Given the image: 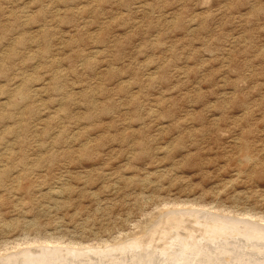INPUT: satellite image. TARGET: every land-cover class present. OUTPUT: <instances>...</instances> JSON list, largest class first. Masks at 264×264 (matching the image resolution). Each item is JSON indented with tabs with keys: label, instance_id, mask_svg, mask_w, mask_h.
Listing matches in <instances>:
<instances>
[{
	"label": "rangeland",
	"instance_id": "1",
	"mask_svg": "<svg viewBox=\"0 0 264 264\" xmlns=\"http://www.w3.org/2000/svg\"><path fill=\"white\" fill-rule=\"evenodd\" d=\"M200 219L264 230V0H0V263Z\"/></svg>",
	"mask_w": 264,
	"mask_h": 264
},
{
	"label": "bare ground",
	"instance_id": "2",
	"mask_svg": "<svg viewBox=\"0 0 264 264\" xmlns=\"http://www.w3.org/2000/svg\"><path fill=\"white\" fill-rule=\"evenodd\" d=\"M180 212H182V211L180 210L178 213H180ZM204 212H206V211H204ZM173 215H174V213L172 214V216ZM176 215H179V214H176ZM174 216H173V218H176ZM165 217H167V216H165ZM194 217H196V215H194ZM181 218L182 217L180 216V219ZM187 218L188 217H186L185 219L187 220ZM162 219H164V218H162ZM193 220L194 219H192V221ZM207 220L200 219V220H198L197 225L194 224V223H196V221L193 222V224L195 225L194 227H197L200 230V233L196 234V235H198V238H196V236H195V239L190 238L187 241V243H185V242L181 243V245H183V246H181V248H179L178 252L171 255L172 257L169 256V258L166 259L165 261L157 262L156 260H159V259L154 258L155 255H154V257L149 255L150 251L155 250L154 248L158 244H162V243L165 244L164 241L168 242V244H172V243H174L173 241L177 240V237H173L170 233L169 234L172 237H169L170 235L165 234L166 230L163 231L164 226H162L163 229H161V230L163 232L160 230L162 233L158 232V235H156V233H154L155 235H150L153 232H157V231L151 230L152 233L150 231V234H147L143 237L141 236L142 237L141 239L138 237V239H139L138 242L133 243V241H129L131 243H129V242H126V243L123 242L122 243L120 241L121 244L118 245L119 248H117V247L112 248V247H107V246H99V247H92V248L83 247V246H81L79 248H73V247L59 248L56 246H48V245H40V246H35L32 248L27 247V248L19 250V251H18V248H14V250H16L17 252L15 254L10 255L9 257L6 256L7 257V263H5V264H103L105 261H108L109 264H131L130 262H132V261H134V262L136 261L135 264H144V262L142 263V261H141L143 259H145V260L147 259L146 264L148 262H149L148 264H155L154 261L157 262L156 264H194L195 259L198 260V257L202 253H204V252L206 253L208 251V249H211V248L215 249L216 247L218 248V252H216L217 251L216 250L214 252L215 254H212V255L208 254V257H211L210 258L211 260H212V258L215 259L216 256L217 257L222 256V257L238 258L239 261H244L243 259L247 258V256H246L247 251H252L253 253H255V255H258V257L264 255L263 253L260 252V251H263L262 246L258 245L261 248H259V249L256 248L257 244L259 243L256 241V239L260 240V239H263L262 237H264V230L263 229H260L258 227H253L249 224L246 225L243 223H239L240 225L241 224L243 225L244 229H248L247 231L253 232L251 236H254V238H252V237H248L247 235H241L240 233L239 234L233 233V230L230 228L231 226L229 225V223H226L224 221H221V222L218 221V222L214 223V222H208ZM170 221L171 220H169V222ZM192 221H191V223H192ZM185 222H184V224H185ZM174 224H175V220H174ZM180 224L181 223H179V225ZM187 224H188V222H187ZM187 224H185V225H187ZM160 225H161V223L159 224V226ZM176 225L177 224H175V226ZM170 226H172V225H170ZM154 227L155 226H153L152 228L155 229ZM160 227H159V229H160ZM182 227L183 226L181 225L180 228H178V229H181ZM167 228H170V227H167ZM173 228H175V227H173ZM241 228H242V226H241ZM156 230H157V228H156ZM186 230H187V228H186ZM174 231H176V230H174ZM190 232H192V230ZM186 235H189V233ZM235 235L236 236L239 235L237 237V240L245 239V241H246V239H247L246 243H244L246 245H244L243 242L242 243L240 242L239 245H235L234 248L226 249V252H228L230 254L220 253L221 248H219V247L222 246V250L225 251L223 246H229L231 243H233V241L231 242V238H232V236H235ZM180 236H181V234H180ZM240 236H242V237H240ZM186 238H187V236H186ZM132 239H134V238H132ZM127 240H128V238H127ZM209 241H210V243H209ZM178 244L179 243H177V245ZM114 245L117 246L116 244H114ZM169 246H171V245H169ZM236 246H238V249H235V248H237ZM150 247L153 249H151ZM171 247L162 248V249L158 248L157 251L159 252L160 257L164 258L168 254L167 252H169L175 248V247H173L172 249H170ZM203 247H205L207 251ZM263 247H264V245H263ZM157 251H156V253H158ZM173 252H175V250ZM6 257H4V258L6 259ZM156 257H158V256H156ZM139 258H140V260H139ZM135 259H137V260H135ZM162 260H164V259H162ZM248 261H250V260H248ZM226 262L228 263L229 261L226 260ZM252 262H254V261L252 260L251 263ZM258 262H260V261H258ZM256 263L257 262H254L253 264H256ZM197 264H199V263H197Z\"/></svg>",
	"mask_w": 264,
	"mask_h": 264
}]
</instances>
